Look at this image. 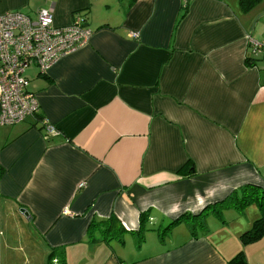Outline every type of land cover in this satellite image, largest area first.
<instances>
[{"label": "crops", "instance_id": "obj_1", "mask_svg": "<svg viewBox=\"0 0 264 264\" xmlns=\"http://www.w3.org/2000/svg\"><path fill=\"white\" fill-rule=\"evenodd\" d=\"M47 8L93 33L46 72L31 65L37 115L0 125V264H49L53 250L51 264H264V234L242 239L256 202L206 210L194 234L185 223L241 186L264 190V57L251 46L264 0H0V13ZM111 215L122 241L89 240Z\"/></svg>", "mask_w": 264, "mask_h": 264}, {"label": "built area", "instance_id": "obj_2", "mask_svg": "<svg viewBox=\"0 0 264 264\" xmlns=\"http://www.w3.org/2000/svg\"><path fill=\"white\" fill-rule=\"evenodd\" d=\"M92 33L79 15L70 25H55L51 8L40 9L35 18L19 11L0 13V125L21 122L38 111L25 70L35 65L40 73L46 72L61 57L87 44ZM251 46L256 56L264 57V41H252ZM45 130L46 136L57 134L51 125L46 124Z\"/></svg>", "mask_w": 264, "mask_h": 264}, {"label": "trees", "instance_id": "obj_3", "mask_svg": "<svg viewBox=\"0 0 264 264\" xmlns=\"http://www.w3.org/2000/svg\"><path fill=\"white\" fill-rule=\"evenodd\" d=\"M259 0H240L241 7L244 10H247L248 8L252 7L254 4H256ZM38 113L34 112L33 116H36ZM184 168H182L179 171H183ZM254 201L256 202L261 211V217L257 219L252 227L243 233L242 239L243 242L248 243L256 238H258L260 235L264 234V216H262V213H264V190L261 188L255 186V185H245L241 186L237 190L233 191L230 195H228L226 198H224L222 201H219L212 206H208L205 210H203L199 215L196 217L192 216L190 218H187L188 221H185L186 225L188 226L191 233H195V229L198 227L203 228V218L206 214V210H209V212H215L221 208H228V207H235L239 209L244 204H248L249 202ZM186 218H179L175 220L174 222H171L168 226L165 227L162 231H160L159 236L162 238L167 228L174 225L175 223L181 222L185 220ZM143 231L144 227H140L139 231L135 233V236L137 238V243L140 244V242L143 239ZM125 229L121 226L117 218L113 215H111L107 219L102 220H96L92 222L88 226V239L93 240L96 234H99L104 240H112V239H118L119 241H122V236L125 233ZM53 253L55 251L53 250L52 253L49 256V264H51V258L53 256ZM62 254V253H61ZM62 256L59 255L60 262H62ZM231 264H245V260L242 256V254L236 255L234 258L230 260Z\"/></svg>", "mask_w": 264, "mask_h": 264}, {"label": "rangeland", "instance_id": "obj_4", "mask_svg": "<svg viewBox=\"0 0 264 264\" xmlns=\"http://www.w3.org/2000/svg\"><path fill=\"white\" fill-rule=\"evenodd\" d=\"M33 73H34V69L31 68V66H30V68H28V69L26 70V72H25L24 75H25L26 77H29V76L32 75ZM81 183H83V182H81ZM79 185H80V183H79ZM79 185H78V187H80ZM83 186H84V184H83ZM83 186H82V187H83ZM80 188H81V187H80Z\"/></svg>", "mask_w": 264, "mask_h": 264}, {"label": "water", "instance_id": "obj_5", "mask_svg": "<svg viewBox=\"0 0 264 264\" xmlns=\"http://www.w3.org/2000/svg\"><path fill=\"white\" fill-rule=\"evenodd\" d=\"M19 212L22 213L24 216L28 215V212L24 208H20Z\"/></svg>", "mask_w": 264, "mask_h": 264}, {"label": "clouds", "instance_id": "obj_6", "mask_svg": "<svg viewBox=\"0 0 264 264\" xmlns=\"http://www.w3.org/2000/svg\"><path fill=\"white\" fill-rule=\"evenodd\" d=\"M175 211V209H173Z\"/></svg>", "mask_w": 264, "mask_h": 264}]
</instances>
